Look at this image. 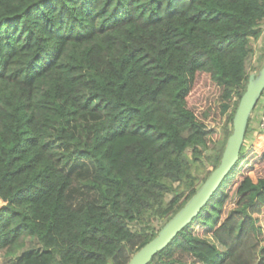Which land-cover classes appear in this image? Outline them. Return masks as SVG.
<instances>
[{"label": "trees", "instance_id": "16d2710c", "mask_svg": "<svg viewBox=\"0 0 264 264\" xmlns=\"http://www.w3.org/2000/svg\"><path fill=\"white\" fill-rule=\"evenodd\" d=\"M263 24L264 0H0L5 258L128 264L219 165ZM200 74L218 139L188 105ZM232 172L149 264H264V177L223 217Z\"/></svg>", "mask_w": 264, "mask_h": 264}, {"label": "water", "instance_id": "95a60500", "mask_svg": "<svg viewBox=\"0 0 264 264\" xmlns=\"http://www.w3.org/2000/svg\"><path fill=\"white\" fill-rule=\"evenodd\" d=\"M264 91V64L249 76L246 90L237 106L233 130L219 165L187 203L159 230L158 234L138 250L128 264H149L152 258L166 249L176 236L200 214L218 191L225 178L235 169L245 140L249 118Z\"/></svg>", "mask_w": 264, "mask_h": 264}, {"label": "rangeland", "instance_id": "374dc122", "mask_svg": "<svg viewBox=\"0 0 264 264\" xmlns=\"http://www.w3.org/2000/svg\"><path fill=\"white\" fill-rule=\"evenodd\" d=\"M262 31V36L258 41L252 40L255 52L247 62V71L249 75L257 73V69L261 64L259 57L264 52V24L262 26ZM215 93L216 90L212 92L210 84L205 79V76L200 74L197 76L195 85L188 97V105L200 118H202L204 112L210 111L209 116L206 119V123L210 129H213V138L218 139L223 133V121L225 120V117L222 118V123H220L219 116L215 114V104L218 100ZM263 103L264 97L261 98L256 109L252 113L249 132L244 140L245 153L243 160L237 166V171L236 168L233 170L232 175L234 176L235 174V177L231 180V183L226 189L228 198L225 202L223 217H225L230 210L236 207V203L239 199L237 188L243 178L249 176L256 181L258 178L264 177V134L261 132V114L263 112ZM207 169H209V165L208 163H205V167L201 169L203 172L200 173V177L205 175ZM156 226L158 227L159 224L157 223ZM135 228L136 227H133V229ZM196 232L203 235L205 229L203 226H198L196 228ZM28 247L32 249L37 248L38 244L36 240L29 241ZM0 264H12L5 258L4 252H0Z\"/></svg>", "mask_w": 264, "mask_h": 264}, {"label": "built area", "instance_id": "2783aa9c", "mask_svg": "<svg viewBox=\"0 0 264 264\" xmlns=\"http://www.w3.org/2000/svg\"><path fill=\"white\" fill-rule=\"evenodd\" d=\"M261 128L264 129V112L261 114Z\"/></svg>", "mask_w": 264, "mask_h": 264}]
</instances>
